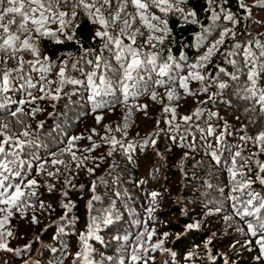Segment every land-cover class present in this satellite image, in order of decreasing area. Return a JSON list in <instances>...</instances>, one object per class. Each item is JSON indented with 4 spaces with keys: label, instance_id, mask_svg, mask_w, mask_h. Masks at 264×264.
Instances as JSON below:
<instances>
[{
    "label": "trees",
    "instance_id": "trees-1",
    "mask_svg": "<svg viewBox=\"0 0 264 264\" xmlns=\"http://www.w3.org/2000/svg\"><path fill=\"white\" fill-rule=\"evenodd\" d=\"M241 3L247 7L241 8ZM181 7L186 12L194 10L197 15L185 22L179 14L165 16L158 8L150 6L147 13L150 23L163 27L159 21L151 20L155 14L161 20L166 19L170 29L167 38L156 48L145 43L151 33L138 17L135 21L129 19L132 27L120 37L125 44H131L128 35L139 28L142 35L137 34L133 46L142 48V58L155 54L158 65L168 62L169 56L173 58L169 75L174 78V83L169 81V85L176 89L179 98L171 101L167 98L166 89L155 84L156 79H167L157 76L158 69L157 72H143L144 79L138 81L140 94L125 99L119 76L111 70L119 69L114 57L115 46L106 48L103 38H94L96 30L103 29L99 23H93L82 9L77 17L72 18L73 24L65 29L74 37L72 40L63 34L60 35L63 43H56L48 37L39 38L40 57L47 55L50 61L56 62L51 72L44 74L46 80L54 82L51 88L54 90L59 86L57 73L60 61L67 62L69 82L61 86L59 98L53 100L40 91L41 71L26 68L22 77L13 80L12 88L0 95V103H4V96L11 101L0 108V122L8 123V134L34 142L21 152L25 164L18 170L22 175L12 177L11 182L27 184L31 179L37 181L32 188L24 189L26 192L34 191L36 195L26 199V207L20 211L13 208V215L0 229L13 233L5 237V242L12 249L20 248L21 252L17 254L0 249V264H25V261L29 264H82L81 259L75 258V253L82 247L79 236L82 232L87 233L93 218L95 236L88 239L93 250L90 254L93 264H143L144 259H147V264H216V261L207 259L209 254L217 256L219 264H224L225 257L230 264H264V259H255L259 255L256 243L259 236H251L244 221L235 215L230 198L233 181L229 172L234 157L237 168L249 160V165L241 171L245 177L253 179L259 170L256 162L264 163L261 146L245 139L264 131V113L253 100L244 98L251 67L245 65L244 49L251 48L258 55L260 49L254 42L264 44V4L257 5L256 0H228L227 3L216 0L214 5H210L208 0H186ZM221 7L236 16L235 25L223 19ZM63 10L71 12V8ZM127 12L134 13L135 9L129 5ZM216 12H220V19L214 21L211 17ZM192 19L198 22L192 23ZM48 27L55 30L58 23ZM123 27L121 21L110 26L109 31L116 35ZM224 27L233 28L235 36L229 34L205 68L197 69L206 80H189L188 88L192 94H186L175 78L187 76L188 66L207 51V46L219 37ZM203 29L212 30L208 34L209 39L198 46L197 33L203 35ZM97 56L101 57L99 69L95 68ZM19 57L24 61L35 59L29 51L18 52ZM0 58H5V53L0 52ZM105 63L111 68H105ZM175 64L182 67H175ZM16 66V61L11 59L0 64V68ZM93 70L98 75L103 72L112 82L111 90L96 98V101H106L107 107L94 109L93 102L89 100L92 91L86 73ZM26 78H30L37 87L28 88ZM94 80L99 83L98 78L94 77ZM220 83L226 87L219 88ZM258 83L264 88V73L260 74ZM205 87L207 91L200 90ZM153 90L158 93L155 100L152 99ZM29 92L37 99L32 103L19 104L20 100L31 99ZM41 96L44 98L40 99ZM210 96L214 99L209 100ZM165 105L175 109L176 120L172 123H169L172 113L163 111ZM18 107L23 109V114L12 117L10 113ZM197 108L203 111L192 121L185 123L180 119L192 115ZM33 109L39 110L33 114ZM210 112H216L218 116L210 117ZM97 116L101 117L99 122ZM40 121H43L42 126H38ZM210 125L215 129L212 133L207 131ZM117 128L122 130L117 131ZM25 130L32 135L28 138L21 136ZM113 136L120 144L113 146L110 139H102ZM219 136L222 139L217 142L216 137ZM71 137H80L73 141L72 152L76 153V159L71 152L61 151L68 147ZM145 139L149 142L144 143ZM151 140L157 141L155 146ZM157 151L162 155H156ZM237 152L241 153L239 157L235 156ZM52 153L57 155L52 156ZM213 154L219 159H215ZM53 159L63 163L53 165ZM81 160L84 163L78 168ZM42 163L44 168L37 171ZM88 168L94 171L90 173ZM49 172L53 175L49 176ZM243 178L237 176V180ZM252 188L264 195V185L258 181ZM151 192L159 195L150 219L147 209ZM231 194L240 195L239 192ZM3 207L6 206L0 205ZM216 207H221L222 211L216 213ZM210 209L212 214L206 215ZM261 212L264 213V209ZM5 215L0 212V218ZM225 216L232 219L226 221ZM247 219L254 221L255 217ZM105 220H110V223H105ZM196 221L201 222L199 229L185 231L187 224ZM238 226L243 231H238ZM145 229H155L151 240L146 234L143 238L149 252L142 254V260L133 262L131 253L137 243L136 237ZM165 232L169 234L167 237L163 236ZM177 234H180L179 239ZM209 237L212 239L205 249L204 243ZM160 239L165 241L163 246L169 251L150 250V245ZM25 245L29 247L25 249ZM192 251L196 255L189 257L188 253Z\"/></svg>",
    "mask_w": 264,
    "mask_h": 264
},
{
    "label": "snow or ice",
    "instance_id": "snow-or-ice-1",
    "mask_svg": "<svg viewBox=\"0 0 264 264\" xmlns=\"http://www.w3.org/2000/svg\"><path fill=\"white\" fill-rule=\"evenodd\" d=\"M210 5H214L216 0H208ZM225 3L228 0H224ZM257 5L264 4V0H256ZM186 0H0V52L5 53V58H0V64H6L8 59L16 61L17 66L15 68L3 67L0 68V95L8 92L13 84V80L22 77V73L26 71V68H36L41 71V83L39 85L40 91L50 96L51 99L55 100L59 98L61 92V86L69 82V78L66 75V61H60L58 76V85L54 90L51 88L53 81L46 80L45 73L51 72L52 68L55 66V61H50L47 55L42 58L39 55L38 41L40 37H48L54 39L56 43H63L60 39V35L63 34L66 39L72 40L74 37L68 35L65 32V29L73 24V19L77 17L78 11L83 10L87 14L88 18L93 23H99L101 29H97L94 35L95 37H100L105 40L104 47H109V45L115 46L114 57L119 64V69H111L116 75L119 76V83L123 89L125 99L129 96H135L140 94L138 88V81L144 79L141 75L143 72H157V76L167 79H156L155 84L166 89V95L169 101L173 99H178V93L174 87H170L169 81L174 83V78L169 74L172 70L173 58L168 57V62L163 64L156 63L155 54H150L144 58L141 57L142 48L140 46L134 47L136 44L137 34H141L140 29H135L128 39L132 41L131 44H125L120 37L127 34V30L132 27V24L129 22V19L135 21L138 17L139 20L147 26L149 32L151 33L147 40L146 44H150L152 48L158 47L159 44L169 35L170 29L168 28L167 20H161L159 16L152 14L151 20L159 21L163 27H158L155 24L150 23L149 16L147 15L150 6H154L159 9L161 13H164L167 16L169 13L179 14L181 18L188 22L191 17H195L197 14L194 10L185 11L181 5L185 4ZM131 5L134 9V13H128L127 9ZM241 8L247 7L245 4H240ZM64 8H71V12H66ZM220 12L223 13V19L231 22L233 25L236 24V16L225 9L224 7L220 8ZM220 12H216L212 15L211 19L218 20L220 19ZM9 17H11L9 19ZM71 17V18H70ZM6 21V22H5ZM124 24L123 28L119 29L118 34L113 35L109 31L110 26H115L118 22ZM192 23H197L195 19L191 20ZM58 23V27L53 30L48 27L49 24ZM31 26V27H30ZM15 29V30H13ZM212 29H203L204 34L201 35L197 33V44H203L205 40L209 39V32ZM155 33H160V35H155ZM231 34L235 36L233 28L224 27L220 30L219 37L212 41L210 45L207 46V51L204 54L197 58L196 62L190 64L189 72L187 76L178 75L175 79L179 80V87L184 89L186 94H192L188 88L189 80H200L205 81L206 77L201 74L197 69H204L206 63L210 62L212 56L220 47L225 43V38ZM23 37V38H22ZM155 41V43H153ZM255 45L260 49L259 54L257 55L251 48L244 49V60L245 65H251L248 70V83L244 88L245 99L253 100L254 105H259L260 111L264 113V88L260 87L258 81L260 79V74L264 73V44H261L260 41H255ZM233 47H239V45H233ZM21 51H29L35 59L31 61H24L22 57L17 58V53ZM10 53V54H9ZM183 58V57H182ZM97 62L95 68L99 69L101 67V57L97 56ZM150 66V67H149ZM75 68L76 65L73 64ZM105 68H111L110 65L105 63ZM175 67H182L180 64H175ZM87 80L91 86L92 95L89 96V100L93 102L94 109L107 107L106 101H96L97 97H100L102 92L107 94L112 87V82L108 80L103 72L98 73L93 70L90 73H86ZM94 77L98 78L99 83H96ZM27 79V87L35 88L36 84L31 83L30 78ZM72 83H78V81H71ZM219 88L223 89L226 87V84L220 83ZM130 89L132 91H130ZM201 91H207V88L200 89ZM158 93L152 91V99L155 100ZM30 100H20L19 104L23 105L26 103H32L37 99V97L31 96L29 92ZM44 97L41 96L40 99ZM209 100L214 99V96H210ZM10 99L4 96V103H0V108L5 106V103H10ZM201 103H206L201 101ZM141 107H146L141 106ZM39 109H33V114ZM111 110V109H109ZM255 111V108L252 109ZM164 112L172 113L169 123L176 120L175 109L169 105H165L163 108ZM203 111L202 108H197L192 115H185L181 117L185 123H188L193 120V117H198L199 114ZM23 114L22 108H17L15 111H12L10 115L12 117H18V115ZM131 115V109H129V116ZM210 117H217L216 112H210ZM97 122L101 120L100 116L96 117ZM18 123L22 121L18 120ZM43 121H40L38 126H42ZM179 125H177L178 127ZM124 127H127L125 124ZM9 128L8 123L0 122V136H3V140H0V205H5L6 207L0 208V212L6 213L5 216L0 218V229H3L5 224L8 221V218L13 215L12 209L15 208L16 211H20L21 208L26 207L24 201L36 195L34 191L26 192L25 188H32L37 184L35 179L27 181V184L21 183H12V177H19L22 173L18 170L19 166L24 165L25 161L21 159V152L24 150L25 146L34 143L31 139H20L19 136L9 135L7 130ZM122 129L117 128V131ZM214 128L210 125L207 129L209 133L214 132ZM95 131V130H93ZM21 136L28 138L32 135L28 130L23 131ZM126 135V133H125ZM80 139V137H71L68 141V147L62 149L61 151L71 152L73 159H76V153L72 152L74 147L73 141ZM91 139V137H89ZM103 140L109 141L113 146L120 144V141L116 137H102ZM222 136L216 137L217 142H220ZM247 140H252L254 144L261 146V150L264 151V131H260L255 137H245ZM147 139L144 140V143H148ZM152 145H156V140L150 141ZM7 146V147H6ZM93 147H96L93 143ZM131 147V145H130ZM52 156H56V153H52ZM111 155V151H109ZM156 155L161 156L160 152H156ZM188 154L185 153V156ZM215 159H219L215 157ZM241 155L240 152L235 154L236 157ZM53 165L58 163H63V161L53 159L51 161ZM84 163V160H81L77 167H81ZM257 167L258 171L255 173V179L251 176L245 177L242 168L249 165V160H245L244 164L239 168L236 167V159L233 158L232 164L233 167L229 169V172L232 177L233 187L231 193L239 192L240 195H232L230 193V198L233 201L232 207L235 210V215L240 217L241 220L247 225V232L253 237L259 236L256 240L257 245L259 246V255L255 257L257 261L264 259V213L261 212L264 209V195L259 192H256L252 185L257 181L264 185V163H259ZM31 167V164L27 165ZM44 168V164H40L37 171H40ZM88 172L94 171L92 168L87 169ZM252 169L249 167V172ZM10 174V175H9ZM49 176H52L53 173L49 172ZM244 177L242 180H237V176ZM13 189V191H9ZM151 202L149 208L147 209L149 213V218L151 219V213L155 211L157 205V197L159 193L151 192L150 194ZM246 197V198H245ZM43 202H41V207H43ZM212 209L209 210L206 215L212 214ZM216 213L222 211L221 207H216L214 209ZM248 217H255L254 221H250ZM226 221L231 220V217L225 216ZM33 222L36 223V217L33 216ZM105 223H110V220H105ZM201 226L200 221L189 223L185 226V231L192 229H199ZM95 218H93V223L89 224L87 227V233H81L79 240L82 244L80 250L75 253L76 259H81L82 264H93L90 258L92 253V247L88 243L89 237L95 236ZM238 231H243V228L237 227ZM147 235L148 240H151L155 234V229L148 231L145 229V232L139 233L136 237L137 243L136 246L132 249L131 260L133 262L142 260V254L149 252V247L144 246L143 238ZM11 231H0V249H4L8 252H15L19 254L21 252L20 248L12 249L5 242V237L12 236ZM169 234L167 232L163 233L164 237H167ZM180 238V234H177V239ZM212 237H209L204 243V248L207 249L209 242ZM165 241L160 239L155 243L150 245V250L155 252L160 250L162 252L169 251L164 248ZM247 243V241L245 242ZM29 245H25L27 249ZM196 255L195 251L189 252V257H194ZM110 259V258H109ZM149 259H154V257H149ZM208 260L216 261V264H219L217 256L209 254L207 256ZM25 264H29L28 261H25ZM123 264V262H122ZM143 264H147V259H144ZM224 264H230L227 257H225Z\"/></svg>",
    "mask_w": 264,
    "mask_h": 264
}]
</instances>
